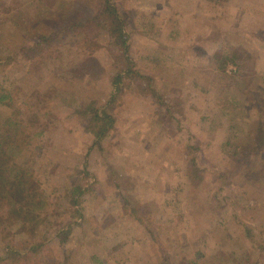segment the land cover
<instances>
[{
	"label": "rangeland",
	"instance_id": "1",
	"mask_svg": "<svg viewBox=\"0 0 264 264\" xmlns=\"http://www.w3.org/2000/svg\"><path fill=\"white\" fill-rule=\"evenodd\" d=\"M0 264H264V0H0Z\"/></svg>",
	"mask_w": 264,
	"mask_h": 264
},
{
	"label": "trees",
	"instance_id": "2",
	"mask_svg": "<svg viewBox=\"0 0 264 264\" xmlns=\"http://www.w3.org/2000/svg\"><path fill=\"white\" fill-rule=\"evenodd\" d=\"M103 17H104V23L109 27L110 33L112 38L115 39L117 44L120 46L122 52H123V60L126 64V66L120 67V71L116 78L114 79V87L115 89V94L112 96V100H119V97L122 93V82L124 81L125 77H131L133 79H145L147 81L151 80L150 78L144 76L141 72L137 71L135 68L134 60L132 58L131 54V48L129 45V35L126 31V20L125 17L121 15L119 10L116 8L115 5L109 1L106 5V7L103 10ZM70 24H67L62 31L66 32H72L71 30L75 29V25L71 22H68ZM150 81V82H151ZM151 87V85L149 86ZM92 113H93V118L92 121L93 123H90V128L92 127L99 140L104 139V136L106 132L109 130L108 125L109 123H112L113 119L106 113V112H100L96 110L95 108H92ZM84 195L83 190L76 186L72 189L71 191V196L69 198V201H71L77 206L80 205L79 202V196ZM78 209H73V212L78 213ZM74 228V227H72ZM64 237H68L66 233H64Z\"/></svg>",
	"mask_w": 264,
	"mask_h": 264
}]
</instances>
